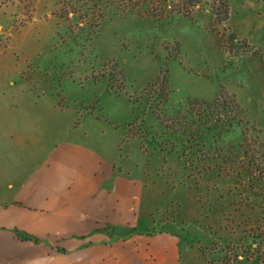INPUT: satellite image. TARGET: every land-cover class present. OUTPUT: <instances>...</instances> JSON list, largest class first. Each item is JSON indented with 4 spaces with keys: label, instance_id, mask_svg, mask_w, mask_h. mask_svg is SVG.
Instances as JSON below:
<instances>
[{
    "label": "rangeland",
    "instance_id": "374dc122",
    "mask_svg": "<svg viewBox=\"0 0 264 264\" xmlns=\"http://www.w3.org/2000/svg\"><path fill=\"white\" fill-rule=\"evenodd\" d=\"M176 4L0 0V88L10 92L6 81L20 76L41 95L42 108L68 107L73 116L78 107L86 139L99 142L110 159L124 155L122 174L150 168L131 231L160 247L161 234H179L168 264H264V178L251 177L247 168L254 165L237 163L231 153L246 127L264 144V0H229L230 17L220 25L212 0H200L189 16ZM61 10L69 19L53 15ZM216 31L233 51L217 43ZM165 68L166 102L159 84L149 87ZM222 88L247 109L244 121L222 134L206 132L197 144L190 130L198 124L185 129L197 120L186 113L189 100L213 101ZM129 130L143 138L147 153L138 139L122 143ZM156 149L168 154L166 161ZM108 184L112 192L121 188L115 179ZM149 259L166 264L155 251Z\"/></svg>",
    "mask_w": 264,
    "mask_h": 264
},
{
    "label": "crops",
    "instance_id": "0c3cea01",
    "mask_svg": "<svg viewBox=\"0 0 264 264\" xmlns=\"http://www.w3.org/2000/svg\"><path fill=\"white\" fill-rule=\"evenodd\" d=\"M6 84L10 92L0 88V264H151L152 251L168 264L179 251V234H161L160 247L131 231L135 201L152 182L150 168L122 174L124 155L110 159L99 142L86 139L78 107L73 116L68 107L46 110L20 76ZM77 131L81 139L73 137ZM127 135L122 143L138 139L147 153L142 138ZM159 154L166 161L168 154ZM111 179L121 186L115 192Z\"/></svg>",
    "mask_w": 264,
    "mask_h": 264
},
{
    "label": "trees",
    "instance_id": "16d2710c",
    "mask_svg": "<svg viewBox=\"0 0 264 264\" xmlns=\"http://www.w3.org/2000/svg\"><path fill=\"white\" fill-rule=\"evenodd\" d=\"M177 2L178 4H176V8L174 9H176L177 12L183 13L185 16H189L200 0H177ZM132 6L136 7L137 5L134 4ZM125 9L126 8H124V10ZM212 11L214 14V22L216 24L220 25L226 22L230 17L229 0H212ZM163 14V11L159 12V15ZM53 15L64 19H69V11L67 10L55 12ZM216 34L217 43L223 46L228 52L233 51V46L231 47L225 44L226 41L223 38L224 33H219V31H216ZM229 37L232 43H234L237 39V35L233 31L230 32ZM168 72L169 70L167 68L161 69L156 80L149 84V87H155L158 84L160 85V91L163 97L162 100L164 102L167 101L170 91L168 87ZM246 112L247 109H245L240 104L236 95L234 93H229L225 88H222L217 93L213 101L204 99L189 100L186 113L194 114L197 120L196 122L194 120V122H192V124L190 123L189 126L187 125L189 123H185L187 125L185 126V129L188 127L190 128L193 124H198V127L195 128V130H190V132H193V134L196 135V139L199 140L197 144H199V142H201V137L206 132L222 134L223 132L231 131L234 128L235 123L238 125L242 124ZM157 117L160 119L159 114H157ZM171 121L179 124V120ZM181 123L183 125V122ZM249 130L251 129L247 127L243 129L242 133L244 134V141L239 145L238 149L233 150V148H231V153H234L233 159L237 161V163L244 164L246 159H248L254 165V169L247 168V172L251 175V177H255V174H258V176H262L264 178V144L259 141L258 135H250L248 133ZM137 136V132L133 130L128 131V138ZM142 144L144 146V142H142ZM222 157L224 162L229 158L226 156V154ZM218 158H221V156H218Z\"/></svg>",
    "mask_w": 264,
    "mask_h": 264
}]
</instances>
